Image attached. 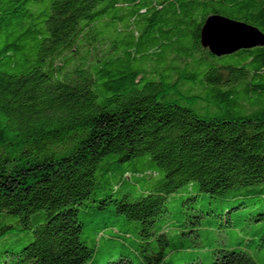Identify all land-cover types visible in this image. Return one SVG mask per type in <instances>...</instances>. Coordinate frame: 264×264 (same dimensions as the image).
<instances>
[{
  "label": "trees",
  "instance_id": "16d2710c",
  "mask_svg": "<svg viewBox=\"0 0 264 264\" xmlns=\"http://www.w3.org/2000/svg\"><path fill=\"white\" fill-rule=\"evenodd\" d=\"M213 14L264 33V0H0V264H203L225 228L210 264H264V46L212 54Z\"/></svg>",
  "mask_w": 264,
  "mask_h": 264
},
{
  "label": "water",
  "instance_id": "95a60500",
  "mask_svg": "<svg viewBox=\"0 0 264 264\" xmlns=\"http://www.w3.org/2000/svg\"><path fill=\"white\" fill-rule=\"evenodd\" d=\"M200 37L202 46L217 56L264 46V33L256 26L215 14L205 19Z\"/></svg>",
  "mask_w": 264,
  "mask_h": 264
},
{
  "label": "rangeland",
  "instance_id": "374dc122",
  "mask_svg": "<svg viewBox=\"0 0 264 264\" xmlns=\"http://www.w3.org/2000/svg\"><path fill=\"white\" fill-rule=\"evenodd\" d=\"M94 30H102L103 31V36H106V30L104 28H100L99 26H94ZM106 44L107 43H103V45H100V50L103 51V49L106 48ZM94 50L96 52L97 48L94 45ZM179 199L180 197L174 196V197H170L167 200V206L170 208L171 211H176L178 210L181 206L179 205ZM206 199H200V201L197 203L198 205H200L201 203H206ZM182 208V207H181ZM175 213H173L174 215ZM201 235V236H200ZM200 237L197 238V243L196 245L193 247L192 250L188 251V258H197L199 259L203 264H210L211 262V256H206L207 253H209V249H217V248H222L227 246L229 243L234 242L235 237H238V235L236 236V232L234 229H221V230H204L202 232V234L200 233ZM98 240V244H102V238L101 239H97ZM236 241V240H235ZM87 243L89 245H91V241H87ZM106 244V243H105ZM14 247V244H13ZM109 253L107 251L102 252V253H97V258H98V262L103 263L106 261L107 257H108ZM255 260H258V258L256 257Z\"/></svg>",
  "mask_w": 264,
  "mask_h": 264
}]
</instances>
